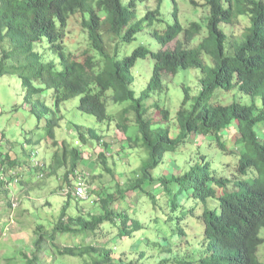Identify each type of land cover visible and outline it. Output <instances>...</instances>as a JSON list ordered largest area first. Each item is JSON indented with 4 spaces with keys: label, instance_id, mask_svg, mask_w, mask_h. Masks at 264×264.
Returning a JSON list of instances; mask_svg holds the SVG:
<instances>
[{
    "label": "clouds",
    "instance_id": "obj_1",
    "mask_svg": "<svg viewBox=\"0 0 264 264\" xmlns=\"http://www.w3.org/2000/svg\"><path fill=\"white\" fill-rule=\"evenodd\" d=\"M0 264H264V0H0Z\"/></svg>",
    "mask_w": 264,
    "mask_h": 264
}]
</instances>
